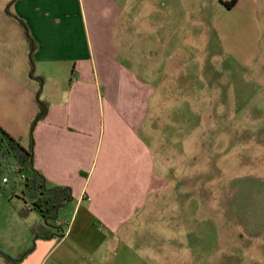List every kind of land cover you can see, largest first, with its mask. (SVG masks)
I'll list each match as a JSON object with an SVG mask.
<instances>
[{
	"label": "rangeland",
	"instance_id": "obj_1",
	"mask_svg": "<svg viewBox=\"0 0 264 264\" xmlns=\"http://www.w3.org/2000/svg\"><path fill=\"white\" fill-rule=\"evenodd\" d=\"M232 1L121 0L129 28L112 61L158 88L147 125L167 187L120 231L81 211L49 262L264 264V0ZM16 166L0 160V231L30 239L24 256L40 214L24 209L33 197Z\"/></svg>",
	"mask_w": 264,
	"mask_h": 264
},
{
	"label": "crops",
	"instance_id": "obj_2",
	"mask_svg": "<svg viewBox=\"0 0 264 264\" xmlns=\"http://www.w3.org/2000/svg\"><path fill=\"white\" fill-rule=\"evenodd\" d=\"M125 15L121 0H0V127L28 147L40 91L49 111L32 131L33 166L48 186L73 192L54 226L32 209L40 214L32 232L49 236L34 252L23 256L30 239L16 242L13 232L0 231V251L20 258L0 256V264H78L49 262L45 252L55 236V245L68 239L81 211L83 219L120 231L145 198L167 187L160 177L159 132L154 122L147 125L158 88L122 68V60L112 61L125 43ZM18 19L28 27L33 52Z\"/></svg>",
	"mask_w": 264,
	"mask_h": 264
},
{
	"label": "trees",
	"instance_id": "obj_3",
	"mask_svg": "<svg viewBox=\"0 0 264 264\" xmlns=\"http://www.w3.org/2000/svg\"><path fill=\"white\" fill-rule=\"evenodd\" d=\"M236 3V0L232 1V5ZM21 26L24 29L25 38L29 44L31 52L35 49V44L30 36L28 31V27L26 24L18 19ZM31 74L34 76V63L31 59ZM41 85L43 82V78L36 76ZM37 107L38 111L33 120L31 130H30V145L25 147L21 144L18 139L11 137L5 130L0 127V160L7 161V162H15L17 165L16 171L18 173L25 172L29 173L30 176L27 177L26 181L24 182L26 188L30 190V193L33 197V203L31 206L27 205L24 207L25 210L30 211L32 209L38 210L41 215L49 220L55 218L59 209L64 206L67 202L73 199V192L72 188L68 186H54L50 187L47 184L45 177L39 172L37 169L34 168L31 159L33 158L34 153V140L32 131L35 125L44 120L49 111V102L46 100L41 99L40 91L37 93ZM38 237L48 238L47 234L40 235L35 233ZM0 256H3L7 261H20L19 259H13L8 254L0 251ZM25 256V255H24Z\"/></svg>",
	"mask_w": 264,
	"mask_h": 264
},
{
	"label": "built area",
	"instance_id": "obj_4",
	"mask_svg": "<svg viewBox=\"0 0 264 264\" xmlns=\"http://www.w3.org/2000/svg\"><path fill=\"white\" fill-rule=\"evenodd\" d=\"M16 169H17V166H16ZM16 169L12 168V170H15V171H16ZM16 172H17V171H16ZM17 173H18V172H17ZM18 174L21 175V182L24 183V182L26 181V179H27V176H26L25 172H20V173H18ZM3 181H4V183H7L9 180H8L7 177H4V178H3Z\"/></svg>",
	"mask_w": 264,
	"mask_h": 264
},
{
	"label": "water",
	"instance_id": "obj_5",
	"mask_svg": "<svg viewBox=\"0 0 264 264\" xmlns=\"http://www.w3.org/2000/svg\"><path fill=\"white\" fill-rule=\"evenodd\" d=\"M31 162H32V164H33V158L31 159Z\"/></svg>",
	"mask_w": 264,
	"mask_h": 264
}]
</instances>
